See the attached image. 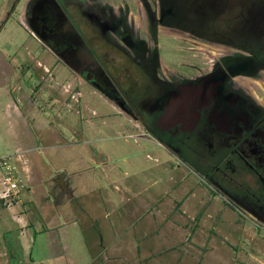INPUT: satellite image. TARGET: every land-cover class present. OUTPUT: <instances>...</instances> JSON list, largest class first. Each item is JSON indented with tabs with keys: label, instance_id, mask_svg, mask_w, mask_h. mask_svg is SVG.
I'll list each match as a JSON object with an SVG mask.
<instances>
[{
	"label": "rangeland",
	"instance_id": "374dc122",
	"mask_svg": "<svg viewBox=\"0 0 264 264\" xmlns=\"http://www.w3.org/2000/svg\"><path fill=\"white\" fill-rule=\"evenodd\" d=\"M29 1L0 0V154L25 132L22 143L36 146L26 148L38 164L36 197L27 183L21 209L33 247H21V227L0 206V264H264V223L72 71L29 25ZM108 1L117 9L124 0ZM214 18L203 25L210 35L246 28ZM189 33L156 27L160 65L209 66L227 48L228 41ZM253 76L243 80L261 95L264 70ZM60 225L72 231L66 239Z\"/></svg>",
	"mask_w": 264,
	"mask_h": 264
},
{
	"label": "flooded vegetation",
	"instance_id": "af4514ba",
	"mask_svg": "<svg viewBox=\"0 0 264 264\" xmlns=\"http://www.w3.org/2000/svg\"><path fill=\"white\" fill-rule=\"evenodd\" d=\"M213 18L240 20L247 32L230 26L210 35L203 25ZM26 19L72 71L158 145L264 223V79L261 95L243 80L264 70V0H124L117 9L108 0H30ZM158 25L225 40L227 48L209 66L164 68Z\"/></svg>",
	"mask_w": 264,
	"mask_h": 264
},
{
	"label": "crops",
	"instance_id": "0c3cea01",
	"mask_svg": "<svg viewBox=\"0 0 264 264\" xmlns=\"http://www.w3.org/2000/svg\"><path fill=\"white\" fill-rule=\"evenodd\" d=\"M33 134V133H32ZM31 134V137H34ZM19 142L16 143V145H14V149H12L11 151H15L18 149H26V148H30V150H33L34 148H36V146H25L22 142H27L28 139L30 138V135L25 132L23 135H21V137H19ZM29 149H27L28 151ZM25 151V153L23 154H19V160H17V163L20 167L21 173L22 175L25 177V179L27 180L28 186H27V193L28 195H30L31 197L35 198L36 195V187H37V182L35 181H39V170H37V165L34 158H31V156H29ZM36 164V165H35ZM23 202L21 203H16V204H12V205H6L3 203L2 199L0 198V206L1 208H4L6 212H8V214L10 215V217L16 221L18 223V225L21 227V236H20V245L23 249H31V247H33V239H32V233L30 232V227L26 224V216H25V212L21 211ZM50 220V219H48ZM60 224V223H58ZM27 225V226H26ZM48 228V227H47ZM45 229V232H48L50 229ZM59 231L61 233H64L65 238H67V235H70V233H72L70 228H66L62 225H60L59 227ZM42 229V228H41ZM63 237H61L62 239ZM67 241V240H66Z\"/></svg>",
	"mask_w": 264,
	"mask_h": 264
},
{
	"label": "built area",
	"instance_id": "2783aa9c",
	"mask_svg": "<svg viewBox=\"0 0 264 264\" xmlns=\"http://www.w3.org/2000/svg\"><path fill=\"white\" fill-rule=\"evenodd\" d=\"M26 149H18L0 154V198L6 205L23 202V190L26 188L27 180L22 175L17 163L19 154Z\"/></svg>",
	"mask_w": 264,
	"mask_h": 264
}]
</instances>
